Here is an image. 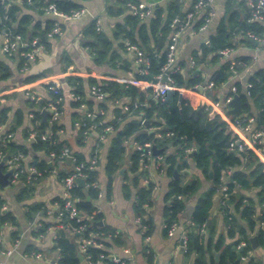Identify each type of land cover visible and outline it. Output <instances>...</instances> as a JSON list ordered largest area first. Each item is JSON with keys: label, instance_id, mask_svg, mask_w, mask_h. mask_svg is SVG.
Segmentation results:
<instances>
[{"label": "trees", "instance_id": "trees-1", "mask_svg": "<svg viewBox=\"0 0 264 264\" xmlns=\"http://www.w3.org/2000/svg\"><path fill=\"white\" fill-rule=\"evenodd\" d=\"M244 0H226L228 20L234 26V33L242 30L244 33L251 30L256 35L264 31V24L259 22H248V9L245 17L240 20V15L235 5H240ZM54 2L58 9L69 12L73 9H79L82 4L78 0H23L20 3H10L5 5L0 0V34L4 31L10 32L13 35L20 34L23 40L30 42L36 38L37 42L46 51H50L51 42L48 38V33L51 31L54 24V19H47L44 25L40 21L34 22L32 16L28 12H23V8L37 10L44 13L45 8L49 3ZM139 0H117L118 8L114 5L107 6V12L110 15H118L128 11L130 4H138ZM164 14L161 6H156L154 14L147 21L143 20L139 15L129 12L125 15L122 22H118L114 26L113 38L108 37L102 31L96 30L95 22H91L84 30V35L90 37L91 41L88 46L93 51V61L95 64H104L108 60L113 66L122 61V57L115 48V41H119V48L126 50V44H135L141 49L148 60L147 73L138 74L139 79L154 82L156 76L160 73L161 67L166 62V52L168 43L170 42V34L172 32V22L174 18H181V6L177 1H172ZM244 11V10H243ZM204 15H201L194 24V28L198 29L204 23ZM257 32V33H256ZM259 33V34H258ZM231 31L226 30L225 26H220L216 34L203 42L198 50L193 52L194 67L187 71H182L184 63H180V70L172 74L174 88L166 92L164 100H159L153 96H147L140 91L136 85L122 84L114 80H100L93 77H81L76 75H67L64 78L65 83L71 88V91L78 95L79 98L73 99L71 105L74 108H79L81 103L85 102L88 110H93L95 104L100 108H106L107 104L102 101H96L93 98H85V83L89 86L97 85L101 88L105 97L113 101L119 100L123 97H128L129 101L138 102L140 105L134 107L130 105L129 109L122 110L119 107L115 108V117L113 120L106 121L101 114H96L94 117H84L86 123L96 122L97 129L103 132L106 125H112L114 128L111 138V144L108 149L107 159L104 166V171L107 177L106 194L108 196L112 193V183L114 175L123 164L124 155L127 149L126 140L133 137L137 143L143 145L150 142L152 147L158 149V155H163L165 172L171 178L169 190L165 194L166 201L171 200L170 203L164 207V214L166 217V224L170 225L176 221L178 214L186 207L185 198L194 195L199 189L201 183L199 178H193L188 182H182L181 178H174V170H180L182 167L188 166L189 148L195 149V153L191 156L194 164L201 169L202 173L209 177V169H212V185L202 192L194 205L191 220L193 222L192 229L187 235L186 251L195 249L197 256L194 264H214V252H218V261L216 264H242L240 257L245 253L247 248H252L249 236L250 232L254 230L256 222V206L252 198L239 195L237 190L239 188L257 187L260 189V201L264 200V163L259 160L251 148H246L244 151H236L229 149V143L232 139L233 132L228 130L227 122L224 121L219 114L210 115V112L205 108V105L193 107L190 102L184 97H180V88H195L203 84V79L200 72L197 70L200 63L205 62L209 56L212 62L218 61L222 54L221 50L225 48H233ZM246 42L252 43L253 39L246 36ZM31 49V45L17 46V51L14 52L18 58V68L28 67L30 62L22 51ZM8 55V57H15V54ZM248 61L247 57H242L235 61L225 60L219 69L212 72L207 79V82H212V86L208 89V94L212 97L209 90L226 82L228 78L236 73L241 72ZM182 68V69H181ZM10 66L0 59V81L7 80L12 76ZM38 75H29L24 81H33ZM252 87L249 89V94L242 92V87L239 82H236V91L233 94H238L241 100V109L235 115H252L250 99L258 104L260 108L259 113L256 114V121L258 125L264 124V70L257 72L250 79ZM51 82L47 83L48 97L40 98L38 100H27L28 113H31L32 128L36 131V137L28 140L29 130L24 129V137L30 143H18L14 138L7 140L6 134L13 132L17 126L24 122V111L17 108L13 115L15 123L11 124L4 131H0V155H12L20 152L28 154L30 150L43 151L47 157L51 152L55 153L53 160L49 161L46 158L38 155L32 156L29 164L34 166L42 174L53 169L57 163L62 160L59 155L61 151L68 147L72 154L80 161H84L86 165L89 162L79 152L78 146L83 145L84 131L87 126H81V130L76 137L74 146L65 137H60V131L64 127L60 122H49L50 114L46 116L45 122L42 118V110L51 99L63 96V88L53 87ZM205 86V85H204ZM207 86V85H206ZM149 95H153V88H149ZM234 96V95H233ZM215 99V97H214ZM119 108V109H118ZM9 105H5L0 100V126L8 120V115L11 111ZM77 111V110H76ZM129 114L134 117L125 120ZM78 115V111L73 114L72 124ZM147 120H149L148 123ZM124 121V122H123ZM123 122V124H122ZM103 129V130H102ZM102 130V131H101ZM173 133L167 135L168 133ZM47 133L48 137L42 139L41 135ZM160 134V136L158 135ZM170 146H176L175 152L167 153ZM143 148H137L131 154V162L129 165L130 171L135 175L131 177L132 186L138 184L139 177L143 174L140 170V165L147 161V157L142 155ZM1 160V158H0ZM63 161V160H62ZM66 162V159H65ZM72 168V165L69 167ZM234 169L230 175V179L226 183L228 196L223 200V210L226 212V219L229 223L227 236L234 239L226 242L224 235H219L213 240L208 237L206 241L201 242L203 236L199 234L198 228L206 223L208 230L213 231L214 224L209 223L211 216L210 210L212 205V198L221 185V174L223 170ZM2 169L7 170L6 164ZM69 169V170H70ZM87 177L84 185L78 184L72 189V196L74 197V204L79 210V215L82 218L78 221L76 218H70L66 210H63V215L60 216L56 223L55 247L58 249V261L60 264H80L78 258L77 238L88 236L90 232L101 233L97 236L100 241L108 245L104 240L110 237L111 241L116 245L122 244L121 232L116 228L109 227L105 224H98L97 222L103 220V213L98 210L94 204V200L98 197V190L91 184L98 179V170L95 166L86 168ZM68 171H61L59 178H63ZM33 176L27 170L21 174L19 181L22 186L16 192V199L22 200L28 196L33 186L31 179L28 176ZM127 175L124 176V178ZM89 184L90 186H87ZM124 186V185H123ZM128 186V185H127ZM127 186H124L126 188ZM3 187L0 185V191ZM152 183L149 188L139 187L135 191L137 201L134 203V210L136 215L144 220V224H149L150 217L145 204H150V197L152 191ZM229 201V202H226ZM5 200L0 193V231L2 226L10 224L12 227L18 226L16 217L10 210H1ZM58 207H63L65 198L63 196L57 198ZM233 203L234 210L239 214L237 217L229 210V204ZM56 214L58 207L56 206ZM46 208L43 202H33L28 204L26 217L28 221H33L37 212L45 213ZM231 215V219L228 216ZM260 220L264 221V213ZM240 221H244L245 225ZM80 224H85L82 230H76ZM49 222H41L38 229L33 230L35 234H43L49 228ZM73 230V232H71ZM167 230V227H166ZM165 230V232H166ZM20 230L13 229L11 237L13 240L17 239ZM259 240L262 242L264 232L262 229L258 230ZM247 241V246L241 250L237 249V244L242 240ZM194 241H196V248ZM88 252L93 260L100 258V254H109L106 248L90 246ZM239 253V257L237 258ZM210 263H209V259ZM148 261L152 262L151 253H148ZM250 261L253 262V259ZM115 264L109 258H103L102 264Z\"/></svg>", "mask_w": 264, "mask_h": 264}, {"label": "crops", "instance_id": "crops-1", "mask_svg": "<svg viewBox=\"0 0 264 264\" xmlns=\"http://www.w3.org/2000/svg\"><path fill=\"white\" fill-rule=\"evenodd\" d=\"M82 4L83 14L77 19H63L58 18L61 24V32L49 38L51 42L50 51L42 50L34 61H29L28 67L18 68V58L8 57L0 49V59H3L11 68L12 76L7 80L0 81V92H2V103L9 105L12 109L8 115V120L2 125V130L4 131L11 124L15 123L14 111L19 108L24 111V122L17 126L13 131L14 139L18 143H30V138L28 140L24 137V129L29 130V135L31 133H36L32 128L31 117L28 113L29 109L27 107V91H34L40 94L42 97H48L47 83L51 82L56 76L61 82V87L63 88V96L61 100L62 115L60 123L64 125L60 131V137H65L74 146L76 143V137L78 132L81 130V123L85 117V110L87 105L84 103V107L74 108L71 105L73 98L71 93V88L65 83L64 78L67 75H76L84 78L93 77L98 81L100 80H114L120 82L122 78H136L140 80L136 86L140 91L144 92L148 97L154 95H149V82L137 77L140 74V65L135 60L134 53L131 50H124L119 48V41H115V48L118 50L122 57V61H118L114 66L106 61L104 64H95L93 61V51L92 48L87 44L91 41L90 37L84 35L85 28L96 20H100V29L110 38H113L114 26L118 22L124 20L125 15L131 12L129 7L128 11L118 14L110 15L107 12L108 5H114L118 8L117 0H78ZM150 6L154 13L156 6H161L166 14V8L172 1H177L181 6V20L185 18V15L192 9L195 0H139ZM131 5V4H130ZM235 9L238 10L240 15V20L245 17L247 12V2L243 1L240 5H235ZM244 10V11H243ZM23 12H28L31 14L34 22L40 21L42 25L47 19H53L49 15L38 12L36 9L23 8ZM228 11L226 0H212V2L204 8L200 15L192 20V22L184 28L182 34L178 40L177 49V61L184 63L182 71H187L192 69L194 64L191 63L193 59V52L199 49V46L206 42L211 35L216 34L220 26H225L226 30L231 31L233 35L231 36L232 42L234 43L233 48L228 56H222L218 61L212 62L208 56L205 62L199 64L197 70L203 79V84L198 85L195 88H180L179 91L182 97L187 99L193 107L200 105H205V108L210 112V115L219 114L221 118L227 122L228 130H231L240 139L247 137V134L239 130V128L234 127L230 124L232 119V114L228 113L230 109L229 104H223L225 97L234 95L236 91V82H239L242 87V92L247 93L246 84L249 79L257 72L264 70V44L253 40L252 43L246 42V37L248 32L244 33L240 30L238 33H234V26L228 20ZM208 17V23L202 28V24L198 29L194 28L195 22L201 15ZM151 16L144 18L143 20H148ZM257 22L264 24V18L258 20ZM254 33V32H253ZM257 33V32H256ZM259 34V33H258ZM241 35V36H239ZM260 35V34H259ZM242 57H247L248 61L244 69L232 75L228 80L221 85L215 87L213 90H209L214 97L208 94V89L206 85L208 84L207 79L210 74L215 70L219 69L225 60H240ZM29 75H38L33 81H24V79ZM126 84V83H122ZM205 85V86H204ZM199 86H203L200 90ZM85 98H93L96 101H102L107 104L106 108H100L96 104L92 111L97 114L100 110H103L101 114L103 119L106 121L113 120L115 117L114 109L119 107L124 110V105L133 104L123 97L113 101L107 97L102 99H97L93 97L90 93V86L85 83ZM216 100L222 101L220 107L213 106ZM252 115L248 117H254L256 119V114L259 113L260 108L254 99H250ZM118 108V109H119ZM78 111L74 119V124H72L73 114ZM48 115V114H47ZM133 114H129L125 120L133 118ZM43 118V117H42ZM47 120V119H46ZM123 121V122H124ZM47 122V121H46ZM122 122V124H123ZM96 123V122H95ZM94 122L89 123L95 124ZM110 125V124H109ZM112 126V125H111ZM113 128V127H112ZM104 129V128H103ZM102 129V130H103ZM87 130V133L85 131ZM84 131L83 145L78 146L79 152L88 161L90 157L95 154L96 163L95 168L98 170V187L102 191V196L97 197L94 200L95 206L103 213V224L116 228L121 232L122 244L116 245L113 243H108L111 241L110 237H106L104 240L108 245H105L103 241L102 248H106L108 251L116 253L123 256L126 260V264H194L197 256L196 250L186 251L181 240L183 235H188L192 229L191 214L196 203L198 196L207 190L211 185V178L205 176L201 169H199L191 156L188 155V166L182 167L180 170L175 169L179 173V178L184 179V175L187 179L190 177L191 171L194 173L195 177L200 180V188L193 196H187L185 198L186 207L178 214L176 220L177 227L174 230L173 235L168 236L166 230V217L164 214V207L166 204L170 203L171 200L166 201L165 194L169 190V184L171 178L165 172L164 157L163 155L155 156L152 154L147 156V161L140 165V170L143 174L139 177L138 184L136 187L132 186L131 177L135 174L130 171L129 165L131 162V154L134 150L139 148L140 143H137L130 137L126 140L127 149L124 155V160L122 166L119 170L125 166L123 174H120L119 170L114 175L112 183V193L110 196L106 194V183L107 177L104 171V166L107 159L108 149L111 144V138L113 131L100 132L95 127H89ZM101 130V131H102ZM46 134V133H43ZM249 148L253 150L256 156L264 163V142L258 147H252L248 144ZM176 146H170L167 149V153L175 152ZM191 151L193 148H189ZM189 151V150H188ZM190 151V152H191ZM38 155L39 157L48 159L46 153L43 151H33L30 150L28 154H25L24 163L29 164L32 156ZM161 156V158H159ZM56 166L50 171L42 174H33L32 192L25 196L22 200L16 199V192L18 188L22 186L20 182L10 183L13 184V188L1 189L0 193L5 200L7 205V210H10L16 217L18 226L12 227L10 224H5L1 229L2 241L0 243V262L3 264H53L54 259L58 256V250L55 247V236H56V223L58 218L56 216L57 198L61 197L63 194L62 179L59 178V173L61 171H69L71 166V161L68 158H61ZM31 165V164H29ZM9 170V169H7ZM174 170V171H175ZM191 170V171H190ZM234 169L223 170L221 174V185H219L217 191L214 193L211 205V222L214 224L213 231L208 230L207 225L206 232L203 235L201 242L206 241L208 237L213 240L219 237V235H224L226 242L232 241L234 238L227 236V230L229 223L226 219V212L223 210V200L224 194L222 186L225 185L230 179V175ZM127 177L124 178V176ZM28 176L29 179L32 178ZM178 178V179H179ZM152 183V191L150 197V204H145L148 216L150 217V223L144 224V220L141 219L140 223L136 222V215L134 210V203L137 201V196L135 191L139 187L149 188V184ZM127 186L124 188V186ZM7 187V186H6ZM99 192V190H98ZM239 195L252 198L255 201L256 206V222L254 230L251 236L257 235L258 246L256 248H251V260L253 259L254 264H264V238L261 242L258 236V230L262 229L264 232V221L260 220L261 215L264 213V200L261 202L259 197L260 189L257 187L250 188H239L237 190ZM33 202H43L46 208L45 213L37 212L33 221H28L26 217V211L28 204ZM229 202V201H226ZM229 210L232 214L239 217V214L234 210L233 203L229 204ZM81 216H84L82 214ZM231 219V215L228 216ZM49 222L48 230L43 234H35L33 232L36 222ZM245 225L244 221H240ZM39 228V227H38ZM13 229H19L20 233L17 239L13 240L11 237V231ZM166 230V232H165ZM244 240V239H242ZM204 243V242H203ZM195 248H196V243ZM11 249V253L7 251ZM79 252V250H78ZM77 252V253H78ZM34 253H41L40 257H36ZM148 253H151L152 262L148 261ZM209 259V258H208ZM80 264H88V262L83 258L80 260ZM214 259V264H216ZM210 263V259H209ZM107 264V263H103Z\"/></svg>", "mask_w": 264, "mask_h": 264}, {"label": "built area", "instance_id": "built-area-1", "mask_svg": "<svg viewBox=\"0 0 264 264\" xmlns=\"http://www.w3.org/2000/svg\"><path fill=\"white\" fill-rule=\"evenodd\" d=\"M23 0H1L5 5L10 4V3H20ZM212 0H195L192 9L185 15V18L182 20L180 18H174L172 22V32L170 34V42L168 43V48L166 52V62L164 65L161 67L160 73L156 76V81L154 82H149V87L153 88V95L155 98L159 100H164L166 92L168 90H171L174 88L173 86V78L172 74L174 72H177L180 70V64L177 61V49H178V40L180 35L182 34V31L186 26H188L192 20L200 15V12L206 8ZM247 2V9H248V22H257L258 20H261L264 18V0H246ZM131 12L133 14L139 15L142 19L149 17L150 15H153V10L152 6L144 3V2H139L138 4H131L130 5ZM83 9H73L70 10L69 12H64L60 9L57 8L54 2H51L48 4V6L45 8V14L49 15L50 17H53L54 19V24L52 26L51 31L48 33V37L52 38L54 35L59 34L61 32V24L58 20V18H63V19H77L83 14ZM206 23H208V17H204V25L202 28L206 26ZM96 30H101L100 29V20H96ZM247 36L253 40H256L258 42H262L264 44V31L260 35H256L253 32H248ZM27 44L31 45V49L22 51L21 54L25 55L28 59V61H34L37 56L41 53L43 50L42 46L37 42V39L34 38L30 42H27L23 40L22 36L20 34L13 35L10 32L4 31L3 33L0 34V49L2 52L5 54L11 55L14 52L17 51V46H25ZM126 48L128 50L133 51L135 60L138 62V64L141 66L139 69L140 74H145L147 73V68H148V60L146 59L143 51L139 49L135 44H126ZM231 52V48H225L220 51L222 56H228L229 53ZM191 63L194 64L193 59L191 60ZM165 77V80L163 78ZM122 83L126 84H133L137 85L140 83V80L132 77V78H122L120 79ZM53 87H59L61 86V82L59 79H56V76L53 78L51 81ZM212 86V82L207 84V88H210ZM252 87V83L248 82L246 84V89H247V94H249V89ZM197 88V87H196ZM90 93L93 95V97L97 99H102L105 94L102 92L101 88L97 85H92L90 86ZM27 98L30 100H38L42 98L40 94L34 91H27L26 93ZM72 97L77 99L79 98L78 95H75L73 92L71 93ZM233 95L227 96L224 98L223 104H229L230 101L232 100ZM0 100L2 101V92H0ZM61 100L62 96L51 99L47 102V104L44 107V110L48 111V114H50V119L49 122H60L61 115H62V109H61ZM222 101L216 100L214 105L215 107H220ZM140 105L138 102H133V106L137 107ZM80 107H84V103H81ZM130 104L124 105V109L127 110L129 109ZM99 113H103V110H100ZM96 112L92 110H85V116L87 117H94L96 116ZM32 114H29V117H31ZM230 124L233 125L236 128H239L242 132L247 134V137H243L242 139L239 138L235 133H233V137L230 140L229 143V149L231 150H236V151H244L246 148H248V144L250 146L258 147L260 144L264 142V124L263 125H258L257 121L254 117H248V115H232V119L230 121ZM229 125V124H228ZM81 126H87L89 127H95V124H88L84 121H82ZM113 126L111 125H106L104 130L106 132L112 131ZM2 130V126H0V131ZM87 133V130L85 131ZM173 133H168L167 135H171ZM160 136V134L158 133ZM14 134L13 132H8L6 134L7 140L13 137ZM36 133H31L29 135L30 139H34L36 137ZM48 137V134H42L41 138L46 139ZM152 145L150 142H146L143 145L140 144L139 148H143L142 155L143 156H150L152 154ZM191 151V149H188ZM55 153L51 152L50 155L48 156V160L51 161L55 157ZM4 156L0 155L1 160L3 159ZM60 158H69L71 157V165L72 168L66 173V175L62 178V185H63V194L62 196L65 198V202L63 204V207H58L59 205L56 204L58 207V212L56 214L57 218L59 219L61 215H63L64 211L66 210L67 213L69 214L70 218H76V220H80L82 216L79 215V210H77L75 204H74V197L72 196V189L77 186L79 183L77 181L78 178L85 179L87 177V171L86 168L90 166H95V163L97 161L95 154H93L90 159L88 160L89 165L87 166L84 161L78 160L71 152V150L66 147L64 148L60 155ZM24 158L25 154L16 152L13 153L12 155L8 156L7 159H5L4 164H6L8 169H12V173L10 175V180L12 183H17L19 181V178L22 173H24L26 170L32 174H40L41 172L38 171L34 166L25 164L24 163ZM161 158V156L159 157ZM30 176V175H29ZM87 186H90L87 184ZM91 186H94L96 188L98 187V183L95 181L91 184ZM224 198H227L228 192H227V187L225 185L222 186ZM102 196V191L99 188L98 192V197ZM1 210H7V205L4 203L1 207ZM141 217L139 216L136 218V222L140 223ZM193 224V222H192ZM41 223L36 222L34 226V230L38 229L40 227ZM206 223H203L197 230L200 235H204L206 232ZM167 234L168 236L173 235L175 228L177 227V222L173 221L170 225H167ZM85 228V224H80V226L76 230H82ZM73 232V230L71 231ZM101 236V233H92L90 232L88 236L85 237H79L77 238V248L79 252L82 253L83 258L88 262V264H102L103 258H109L112 262L115 264H126V260L123 256H120L116 253L110 252L109 254H100V258L97 260H93L91 258L90 253L88 252V248L90 246H97V247H102V243L97 238V236ZM2 241V236L0 232V243ZM182 246L186 250L187 248V236L183 235L182 237ZM247 246V241L246 240H241L237 244V249L241 250L244 247ZM58 250V249H57ZM11 249L7 251V253H11ZM35 256L38 258L41 256V253H34ZM251 258V248H247L245 250V253L240 257V261L242 264H254V262L250 261ZM0 264H3L0 262ZM53 264H60L58 261V256L54 259Z\"/></svg>", "mask_w": 264, "mask_h": 264}, {"label": "water", "instance_id": "water-1", "mask_svg": "<svg viewBox=\"0 0 264 264\" xmlns=\"http://www.w3.org/2000/svg\"><path fill=\"white\" fill-rule=\"evenodd\" d=\"M163 80H165V77L163 78ZM202 88H203V86H199L198 89L201 90ZM180 97H182V94H180ZM229 105H230V109H229L228 113H230V114H232V115H235L237 112H239V110L241 109V100H240V97H239L238 94H234V96H233L232 100L230 101ZM41 113H42L43 120L46 122V116H47V114H48V111H47V110H42ZM148 122H149V120H147L146 123H148ZM152 149H153V154H154L155 156H157L158 153H159L158 149H156L155 146H153ZM194 153H195V149H193V150L189 153V155H190V156H193ZM8 156H9V154H6V155L3 157V159L0 160V185H1L2 187H6V186H8V185L11 183L10 175H11V173H12V169L5 170V171L2 169V166L4 165V161H5V159H7ZM68 161H69V162L71 161V157L68 158ZM124 169H125V166H123V167L119 170L120 174H123ZM179 177H180V176H179L178 171L175 170V171H174V178H177V179H178ZM209 177H210V178L212 177V169H211V168L209 169ZM77 181H78V183H79L81 186L84 185V179H82V178H78ZM208 221H209V223L211 222V217L209 218ZM97 223H98V224H103V221H99V222H97ZM249 240H250L251 246H252L253 248H256V247L258 246L259 242H258V237H257V235H253V236L250 235V236H249ZM194 242L196 243V241H194ZM181 244H182V241H181ZM77 255H78L79 260H82V259H83V255H82L81 252H78ZM238 257H239V253H238L237 258H238ZM214 259H215L216 261H218V252H214Z\"/></svg>", "mask_w": 264, "mask_h": 264}, {"label": "rangeland", "instance_id": "rangeland-1", "mask_svg": "<svg viewBox=\"0 0 264 264\" xmlns=\"http://www.w3.org/2000/svg\"><path fill=\"white\" fill-rule=\"evenodd\" d=\"M239 36H241V35H239ZM245 37H246V35H244ZM191 171V170H190ZM190 177H193V178H196L195 177V175H194V173L191 171V173H190ZM193 178H190V179H187V177L184 175V179L182 178V182H188L189 180H191V179H193ZM5 188H13V184H9L7 187H5ZM200 188V187H199ZM2 190H4V188H2ZM197 192H198V190H197ZM193 196V195H192ZM77 244V243H76Z\"/></svg>", "mask_w": 264, "mask_h": 264}]
</instances>
